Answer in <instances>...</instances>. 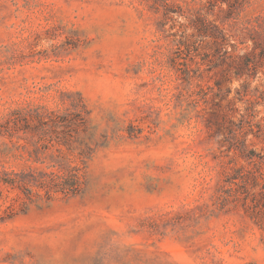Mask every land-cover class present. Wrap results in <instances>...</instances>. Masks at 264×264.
Here are the masks:
<instances>
[{
    "label": "rangeland",
    "instance_id": "obj_1",
    "mask_svg": "<svg viewBox=\"0 0 264 264\" xmlns=\"http://www.w3.org/2000/svg\"><path fill=\"white\" fill-rule=\"evenodd\" d=\"M206 1L0 0V119L24 106L61 108V93L78 92L95 146L84 194L0 221V264H264V231L242 210L209 216L203 209L219 162L232 155L221 132L197 115L198 88L197 107L176 99L171 40L186 10ZM234 8L239 21L264 16V0ZM200 71L209 110L231 101L242 111L236 90L244 81L264 93V63L251 79L224 67ZM254 120L264 126V101ZM17 197L3 190L1 208Z\"/></svg>",
    "mask_w": 264,
    "mask_h": 264
},
{
    "label": "trees",
    "instance_id": "obj_2",
    "mask_svg": "<svg viewBox=\"0 0 264 264\" xmlns=\"http://www.w3.org/2000/svg\"><path fill=\"white\" fill-rule=\"evenodd\" d=\"M244 1L207 0L188 8L186 24L180 25L183 31L170 34L177 35L171 40L174 50L170 58L171 67L181 80L176 99L180 103L194 102L192 107H197V99L191 96L198 88L202 107L196 110L197 115L207 128L214 126L215 132H221L225 150L232 155L230 160L219 162L218 180L203 209L209 216L242 210L264 231V148H255V143H264V126L260 120H254L255 106L264 101V93H251L244 81L243 89L236 90V99L245 103L242 111L231 101L226 106L213 103L218 109L209 110L208 91L199 82L202 65L206 70L224 67L238 79H251L264 63V16L257 14L239 21L232 15L234 7ZM247 41L251 42L250 51L244 47ZM228 93L226 90L219 96L220 102ZM59 101L62 107L58 109L24 106L0 119V166L9 161L20 162L16 171L0 169V200L3 190L18 193V199L11 198L3 209L0 205V221L26 213L31 205L40 206L85 192V160L94 151L90 111L78 92H63ZM221 109L225 113L220 121H212L211 117H218ZM213 133L209 136L214 137Z\"/></svg>",
    "mask_w": 264,
    "mask_h": 264
}]
</instances>
